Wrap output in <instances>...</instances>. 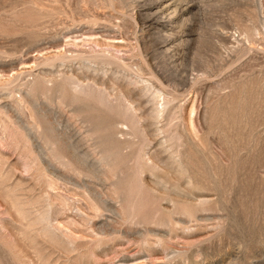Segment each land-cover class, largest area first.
<instances>
[{
  "label": "rangeland",
  "instance_id": "374dc122",
  "mask_svg": "<svg viewBox=\"0 0 264 264\" xmlns=\"http://www.w3.org/2000/svg\"><path fill=\"white\" fill-rule=\"evenodd\" d=\"M0 264H264V0H0Z\"/></svg>",
  "mask_w": 264,
  "mask_h": 264
},
{
  "label": "bare ground",
  "instance_id": "6f19581e",
  "mask_svg": "<svg viewBox=\"0 0 264 264\" xmlns=\"http://www.w3.org/2000/svg\"><path fill=\"white\" fill-rule=\"evenodd\" d=\"M85 86V85H84ZM145 130V129H144ZM125 135V134H124Z\"/></svg>",
  "mask_w": 264,
  "mask_h": 264
}]
</instances>
